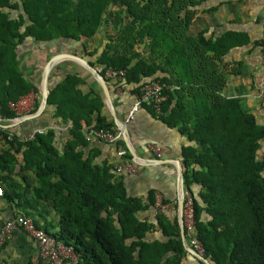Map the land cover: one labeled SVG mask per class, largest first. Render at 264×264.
<instances>
[{"label":"trees","instance_id":"16d2710c","mask_svg":"<svg viewBox=\"0 0 264 264\" xmlns=\"http://www.w3.org/2000/svg\"><path fill=\"white\" fill-rule=\"evenodd\" d=\"M204 1L0 0V118L5 128L0 183L10 187L16 171L35 174L33 196L52 204L58 229L51 233L37 225L72 246L80 264L204 263L184 249L176 201L172 218L168 210L155 212L152 221L140 219V213L156 211L154 189L145 197L128 194V174L116 175L106 162H95L94 148L85 154L89 128L118 130L87 70L66 72L60 80L49 78L41 114L60 122L36 131L32 139L15 133L19 124L11 123L18 114L11 103L29 93L40 94L39 83L21 69L25 46L56 45L85 58L103 76L108 66L124 69L123 84L129 86L124 92L133 103L145 82L165 83L160 113L151 103L140 107L189 142L180 149V163L203 256L211 264H264V150L258 153L264 146V123L245 98L223 94L229 76L242 75L244 67L233 51L264 57V23L257 37L231 28L192 33ZM103 25L107 38L87 51L85 41ZM106 81L114 100L112 84ZM57 124L67 129L60 148L53 128ZM114 145L131 159L122 138ZM162 201L172 203L164 197ZM155 231L158 236H149Z\"/></svg>","mask_w":264,"mask_h":264},{"label":"crops","instance_id":"0c3cea01","mask_svg":"<svg viewBox=\"0 0 264 264\" xmlns=\"http://www.w3.org/2000/svg\"><path fill=\"white\" fill-rule=\"evenodd\" d=\"M204 8L214 9H211L210 11H201V9L204 10ZM263 23L264 0H206L197 8V14L191 28L193 31L207 29L206 35L213 32L219 33L222 30L230 28L248 30L251 32L253 37H257L258 33L261 31L260 24ZM32 48L33 47L25 46L22 49L21 69L24 72L26 78L30 80L35 79L36 82L39 83L40 94L38 95L35 93H29L23 96V101L25 98H29V101L27 105L24 106L25 110H16L18 114L16 118L24 117L34 113L32 112L34 106L38 104L36 109L37 111L41 105L42 71L40 73V71L37 70L38 65L36 62H34L36 63L35 65L32 63L30 66H28V71H25L22 66V63L28 57L27 54L29 53V50H32ZM44 51L45 49H42L41 52ZM32 52L38 53V50L33 49ZM232 54L234 59L243 60L244 67L242 69V75L229 76V78H231V84L227 86L226 89H231V93H233V89L239 91V87L242 85L241 83L249 81L247 69L252 67V70H254L253 75L255 85H252L250 91L248 90L249 92L245 93V95L257 100L258 96H260L264 91V58H259V56H256L255 53H252L248 56L247 53H244L241 50L233 51ZM61 62L53 67V69L56 68V71H61V76L57 78V80H60L66 72H77L81 74L82 70L85 69L82 65H80V67H76V69L73 67L66 69L65 66L61 67ZM88 74L91 73L89 72ZM88 74L84 75V77H87ZM90 85H92L95 90H98V87L95 86L93 81L90 82ZM113 95L114 100H112V102L116 114L121 121L126 123L129 139L136 154L144 159L137 173L128 174L124 177L128 194L132 196L145 197L148 190L154 189L156 194L158 193L162 197L172 201L171 204L174 203L173 201H176L177 203L178 173L176 161H178L181 166L180 149L182 146H185L189 143L186 136L180 134L176 128L167 127L164 123L152 117V115H150V113L144 107H140L134 111L132 117L128 119L129 112L133 105L132 96L129 94V92H123L120 95H117L113 92ZM239 95L240 94L238 92L232 97H239ZM246 102L249 103V106L251 105L250 101L246 100ZM41 113L35 117L24 119L22 121L20 120L19 123H16L19 124V126L16 128L15 133L25 137L30 133H35L36 131L43 130L53 126L55 123L60 122L59 119H52L51 115H42ZM258 121L260 123H264V121L259 119ZM57 125L60 126L53 127L55 131V141L56 144L61 147L67 135V129L65 128L66 126L63 127L64 124ZM58 129L59 133H57ZM153 144L163 146L164 149L162 151L161 158H157L149 149V147ZM3 146H5L4 142L0 141V147ZM92 148L97 150L95 162H106L112 169L114 164L119 160L117 155V150L119 147L115 146L114 144H107L102 141L94 140L89 142L88 146L83 148L85 154H87L88 150ZM10 182V187L6 181L0 183L4 190L3 195L0 196V226L4 221L17 213L26 214L33 217L35 222L40 226H44L45 224L37 221V217H40L45 221L47 219L51 220L57 226V215L52 208V204L46 200L35 199L33 196V190L36 185V176L32 171H16L12 173ZM196 188L197 187L195 186L193 189L196 190ZM31 202H33L34 205H32ZM172 208L173 206L170 209ZM170 209L167 215L169 218H172L175 214V211ZM155 212L156 211H153V209L150 208L149 210L140 213L139 218L142 219L147 217L150 221H152L154 219ZM158 233L159 231H155L150 233L149 236L155 237L159 235ZM36 253L37 244L35 240L23 230H16L0 248V264H32V259ZM184 262L186 264H193V262H190L189 259L184 260Z\"/></svg>","mask_w":264,"mask_h":264},{"label":"built area","instance_id":"2783aa9c","mask_svg":"<svg viewBox=\"0 0 264 264\" xmlns=\"http://www.w3.org/2000/svg\"><path fill=\"white\" fill-rule=\"evenodd\" d=\"M124 69H117L111 66L105 68L104 77L112 84L113 92L120 95L124 90H129V86L124 85L125 80ZM165 83L159 80H149L145 82L139 89V93L134 94V103L129 112L128 119L132 117L134 111H136L142 103H151L154 111L160 113L161 103L165 100V96L162 93ZM20 103H23L22 98L17 103H11V108L17 110ZM13 119L12 121H14ZM4 126L2 119L0 118V141L4 140ZM59 133V129L57 130ZM34 133H30L25 136V139H32ZM12 134L7 135V139H11ZM122 138L120 130L111 131L104 129H97L95 127L89 128L85 132V139L88 142L94 140L102 141L109 144H114ZM59 147V146H58ZM60 148V147H59ZM149 149L154 153L157 158H161L163 146L153 144ZM125 150H118L117 155L119 160L114 164L115 174H135L139 171L142 162L136 161L134 158L125 159ZM4 190L0 184V196L3 195ZM174 205L171 203H164L160 194H156L155 210L156 212H166ZM183 226L187 244L196 250L199 254H204V247L202 243L195 237L194 232V206L191 197H187L184 201L183 207ZM16 230H23L30 235L37 244V253L32 259V264H80L79 256L75 252L74 248L70 245H65L63 242L57 240L53 235L48 233L45 229L37 225L34 218L17 213L11 218L7 219L0 226V248L2 245L12 236V233ZM186 237V234H185Z\"/></svg>","mask_w":264,"mask_h":264},{"label":"water","instance_id":"95a60500","mask_svg":"<svg viewBox=\"0 0 264 264\" xmlns=\"http://www.w3.org/2000/svg\"><path fill=\"white\" fill-rule=\"evenodd\" d=\"M64 60H73L82 65L86 70H88L95 78L96 82L98 83L99 87L102 90L105 104L107 109L110 112V115L118 128V130L122 133V139L126 144V147L132 156L136 161H140L143 163L144 159L138 156L130 142L128 129L126 126V123L124 121H121L115 111L113 102H112V96L110 93V90L108 88V84L106 81V78L98 72L96 68L91 66L89 62L76 54L68 53V52H58L54 55H52L43 66L42 70V82H41V105L38 108V110L30 115H26L24 117H18L15 118V120L11 123V125H15L16 123H19L20 120L28 119L31 117H35L38 114L42 112V110L45 108L47 103V98L49 94V75L53 69V67L58 64L61 61ZM154 161H164V160H154ZM176 168H177V175H178V196H177V220L179 225V231H180V237L184 246V249L192 254L195 258H197L199 261L203 262L204 264H211L210 261L205 258L203 255L199 254L196 250L191 248L187 242L185 237V230L183 226V207H184V201H185V192H184V185H183V178H182V168L178 161H176Z\"/></svg>","mask_w":264,"mask_h":264},{"label":"rangeland","instance_id":"374dc122","mask_svg":"<svg viewBox=\"0 0 264 264\" xmlns=\"http://www.w3.org/2000/svg\"><path fill=\"white\" fill-rule=\"evenodd\" d=\"M190 31L192 33L193 32H196V30L193 31L192 28H190ZM107 36H108V33H106V26L103 25L102 27H100V29L97 31V33L95 34V36L92 39H89V40L85 41V43H86V50L89 51L94 46L100 45L102 43V41L104 40V38L105 39L107 38ZM33 49L34 50H38V53L37 52H32ZM42 49H45V51L44 52H41ZM73 49H75V48H73ZM62 51H64V50H61V48L58 47V46H56V45H51V46L48 45V46H46L44 48L33 45L32 50H29V53L27 54L28 57L22 63V66H23V68H24L25 71H28L29 70V67L28 66H30L32 63L34 65L37 63V65H38V67H37L38 69L37 70H39L40 73H41L42 66L45 64V62L47 61V59H49L52 55H54V54H56L58 52H62ZM34 62H36V63H34ZM60 64H61V67L62 66H65L66 69L67 68H70V67H73L75 69H76V67H80V64L77 63L76 61H73V60H64ZM55 69L56 68H54L51 71V73H50L51 80H56L57 78H59L61 76L60 75L61 74V71H59V70L56 71ZM247 72H248L247 75L249 77V81L248 82L241 83L242 85H240L239 91L236 90V89H233V93H231L230 92L231 89H229V88L226 89V87L231 84V82H230L231 78H228L229 80L227 81V85H226V87L223 90V94L228 95L229 97H231L234 94H236V93L239 92V94H240L239 97L240 98H245L247 101H250V104H251L250 106L252 107L253 112L256 114L257 118L259 120H261V121H264V112H263L264 111V102H263L264 101V91L261 93L260 96H258L257 100L254 99V98L252 99V97L251 98L248 97V95L247 96L245 95V93H248L250 91L251 86L252 85L253 86L255 85L254 75H253L254 74V70H252V67H250L249 69H247ZM28 99L25 98V100L23 101V103H20V105L18 107V110L19 111L25 110L24 109V106L27 105V103L29 101ZM247 104H249V103L247 102ZM262 150H264V146H262L258 150V153L260 154ZM31 204L34 205L33 202H31ZM176 211H177V208H176ZM36 219H37V221L41 222L42 224H45L44 226L47 228V230L49 232L53 233V232H55L57 230L56 224L54 222H52L51 220H48L47 219L45 221V220H42L40 217H37Z\"/></svg>","mask_w":264,"mask_h":264}]
</instances>
